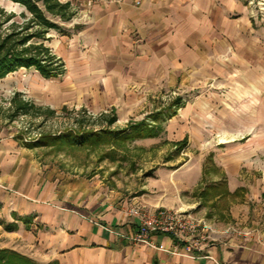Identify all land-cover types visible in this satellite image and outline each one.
Here are the masks:
<instances>
[{
	"label": "crops",
	"instance_id": "obj_1",
	"mask_svg": "<svg viewBox=\"0 0 264 264\" xmlns=\"http://www.w3.org/2000/svg\"><path fill=\"white\" fill-rule=\"evenodd\" d=\"M61 1L80 5V28L56 53L70 104L100 114L134 107L178 77L224 91L199 109L212 120L198 123L195 154L128 185L48 170L39 148L0 131V248L35 264H264V220L256 226L250 208L264 196V28L253 26L246 0ZM208 155L213 170L205 174ZM133 207L192 213L219 237L205 252L212 259L164 234L132 241Z\"/></svg>",
	"mask_w": 264,
	"mask_h": 264
},
{
	"label": "rangeland",
	"instance_id": "obj_2",
	"mask_svg": "<svg viewBox=\"0 0 264 264\" xmlns=\"http://www.w3.org/2000/svg\"><path fill=\"white\" fill-rule=\"evenodd\" d=\"M244 3L247 5L253 26L264 28V0H246ZM73 6L78 14L80 5L74 4ZM0 7L17 15L23 10L21 6L8 0H0ZM75 17L69 22L58 21L60 30L49 32V40L46 44L54 54L57 53L63 38L69 37L73 31L78 30L79 25L77 24L80 23H75L77 21ZM63 80L64 78H60V76L45 79L38 72L25 68L0 79V131L26 148H39L38 153L43 156V165L48 167V170L55 169L59 173L71 174L79 172L86 175L98 174L102 176V179H108L114 185L118 180L127 185L132 182V179H140L142 182L154 169L167 163L165 161L173 158L183 159L190 150L195 154L197 145L193 144V133L196 131L198 123L204 120L211 122L212 120L211 115L201 114L203 104L211 106L215 94L224 91V88L218 84L197 83L196 78L191 77L187 79L188 81L178 77L172 82L162 83L148 90L147 97L136 101L134 107H112V110L107 109L104 112L117 119L109 127L110 133L101 136L102 139L108 141L91 147L76 148L74 145L43 139L70 128H78L74 121L76 114L72 115V112L75 113L82 108L70 104V101L63 97L61 93ZM18 95L20 96L17 97ZM16 97L22 101L33 103L42 109V112L38 117L30 115L11 117L12 102ZM127 107L129 109L126 110ZM48 109L54 110L56 114L48 115ZM85 110L89 115L87 118L89 117L92 121L101 115L88 109ZM155 118L157 119L155 120ZM139 122H146L151 126H161L163 131L155 138L133 139L130 137L128 140H122V136L117 138L118 133H115L117 130L128 129L127 135H133L134 132L129 127L131 124ZM88 128H83L81 131L97 130V133H100L108 129V126L97 122L89 125ZM76 139L80 141L86 137L84 135L83 137L77 136ZM64 141H68V139H64ZM182 142L184 146L180 148ZM209 142L212 140L210 139ZM70 157L76 160H71ZM210 158L211 155H208L204 162L205 174L213 170L210 167ZM180 161L182 162L181 159ZM243 171L246 173L245 169ZM132 173L133 175L139 174V176L133 178ZM236 192L239 194L234 195ZM236 192L230 193L231 197L237 198L241 195L240 190ZM228 194L226 193V195ZM250 205L254 214L251 220L257 226L262 217L264 220V213L260 212V208L264 210V196L253 200ZM188 213L192 215V213ZM211 220L219 221L216 217ZM237 222L242 225L239 221ZM0 249L20 254L12 249Z\"/></svg>",
	"mask_w": 264,
	"mask_h": 264
},
{
	"label": "trees",
	"instance_id": "obj_3",
	"mask_svg": "<svg viewBox=\"0 0 264 264\" xmlns=\"http://www.w3.org/2000/svg\"><path fill=\"white\" fill-rule=\"evenodd\" d=\"M8 1L18 4L23 10L17 15L0 7V79L22 68L34 70L45 79L64 75L66 72L64 61L54 54L46 42L49 40L48 34L51 30H60L58 21L62 23L69 22L76 16L77 11L72 3L62 2L61 0ZM17 97L12 102L11 117L14 118L17 115L38 117L39 113L42 112V109L36 107L33 103L22 101ZM55 114L54 110L48 109V115L54 116ZM72 115H75L74 121L78 128H70L67 131L43 139H52L54 142L74 145L76 148L91 147L108 141L102 139L101 136L110 133L111 129L109 127L117 121L115 116L107 113L101 114L92 121L89 117L87 118L89 115L85 109L75 113L73 111ZM97 122L101 125L104 123L105 126H108V129L100 133H97V130L81 131L83 128H88L89 125ZM129 128L134 132L133 135H127L128 129L117 130L115 132L118 133L117 138L119 136H122V140H128L130 137H133V139L155 138L163 131L161 126H151L146 122L131 124ZM83 135L86 139L80 141L76 139L77 136L83 137ZM94 137L97 138L93 139ZM64 139H68V141H64ZM182 146H184L183 142L180 144V148ZM238 194L239 192L234 193V195ZM0 264L35 263L14 251L0 249Z\"/></svg>",
	"mask_w": 264,
	"mask_h": 264
},
{
	"label": "built area",
	"instance_id": "obj_4",
	"mask_svg": "<svg viewBox=\"0 0 264 264\" xmlns=\"http://www.w3.org/2000/svg\"><path fill=\"white\" fill-rule=\"evenodd\" d=\"M123 0H88L92 3H115ZM136 6L141 5L140 0H134ZM133 217L139 220L137 232L131 237L132 241L147 243L154 234H164L172 237L174 241L184 246V249L194 255L203 256L211 260V255H206L207 249L219 241L218 235L214 234L207 225L195 219L191 214L170 209H159L154 212H146L139 207L130 210ZM200 226H202L200 228ZM205 254V255H203Z\"/></svg>",
	"mask_w": 264,
	"mask_h": 264
}]
</instances>
